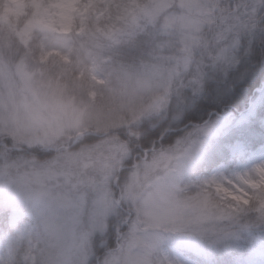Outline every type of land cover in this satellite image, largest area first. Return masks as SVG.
<instances>
[{
  "label": "rangeland",
  "instance_id": "rangeland-1",
  "mask_svg": "<svg viewBox=\"0 0 264 264\" xmlns=\"http://www.w3.org/2000/svg\"><path fill=\"white\" fill-rule=\"evenodd\" d=\"M261 2L94 0L90 16L81 7L74 19L46 21L37 0H0V25L27 49L36 33L48 35L36 62L0 57V212L9 202L19 210L11 231L0 229V264H206L229 252V243L212 241L220 229L233 231L232 226L210 218L197 221L200 213L192 198L198 183L209 177H235L264 163V144L249 149L244 140L249 123H264V78L242 110L213 111L210 121L169 126L165 131L191 128L169 144L139 146L132 157L115 135L79 142L91 131L118 132L125 126L134 137L152 117L182 118L184 111L177 108L182 102L172 96L187 90L190 100L202 93L203 87L187 89L194 79L187 73L201 49L213 38L238 37L255 26ZM244 4L252 7L237 15L236 6ZM143 34L150 46L146 59L121 70L108 65L106 74L110 58L101 52L99 39L116 45ZM251 42V34H245L243 45ZM76 51L89 83L83 76L63 81L32 67L37 59L67 63ZM106 97L119 101L113 117L104 114ZM31 146L53 154L41 159L29 152ZM127 158L132 165L124 163ZM123 167L128 172L121 176ZM189 208L197 210L193 222L199 235L194 237L184 234L183 210ZM254 243L257 250L264 247L259 238Z\"/></svg>",
  "mask_w": 264,
  "mask_h": 264
},
{
  "label": "snow or ice",
  "instance_id": "snow-or-ice-1",
  "mask_svg": "<svg viewBox=\"0 0 264 264\" xmlns=\"http://www.w3.org/2000/svg\"><path fill=\"white\" fill-rule=\"evenodd\" d=\"M84 0H37V10L46 21L56 18L73 17L81 11ZM94 3L88 0L86 11ZM231 7V6H230ZM251 5H237L236 14ZM264 0L257 9L258 20L255 26L240 33L237 37L230 34L228 39L211 40L202 48L198 58L193 61L187 75L193 77L187 89L199 90L206 77L213 74V82L208 84L207 102L215 104L222 100L220 93L228 91V98L233 103L246 97L245 84L251 86V75L264 78ZM231 20L229 23L231 24ZM260 29L257 39L256 30ZM245 34H251L252 42L247 46L242 43ZM244 48L243 53L240 49ZM239 65V67H236ZM236 71L231 76L229 71ZM251 69L247 79L240 82L241 69ZM194 207L200 215L197 221L210 218L220 224L227 223L233 231L220 229L213 245L229 243L230 250L226 264H264V247L257 250L254 240L259 237L264 244V163L255 165L235 177L212 176L197 185V192L192 198ZM19 219V210L15 203L5 205L0 216V229L6 233Z\"/></svg>",
  "mask_w": 264,
  "mask_h": 264
},
{
  "label": "trees",
  "instance_id": "trees-1",
  "mask_svg": "<svg viewBox=\"0 0 264 264\" xmlns=\"http://www.w3.org/2000/svg\"><path fill=\"white\" fill-rule=\"evenodd\" d=\"M244 1V0H243ZM248 3V0H247ZM232 8V7H231ZM232 11V9H231ZM261 15H264V13H261ZM94 25V24H92ZM90 25V26H92ZM41 33V32H38ZM36 33L31 40V43L29 45V49L25 47V45L22 44V42L19 40V38L12 32L10 31L7 27L0 25V57L3 59H6L10 62H15L16 60L19 59H25L28 62L31 60L36 62V58L38 57V53L40 51V42L44 39H47L48 37L47 34L41 33L42 35H38ZM15 37L16 40L23 46V52L19 55V58L13 59V57L16 55L15 52L9 50L7 53L5 52V41H8L9 49L11 47V40L12 38ZM147 34H143L138 36L133 42H128V43H121V44H116V45H109L107 42L103 41L102 39H99V43L101 45V52L106 54L108 53V57L110 58V61L108 64H106V74L108 73V65L112 67V70L115 69H122L127 66H131L132 63H140V61L145 60L146 56L148 54L149 47L146 44V38ZM145 41V42H142ZM142 42V43H140ZM82 56L79 51H76L75 54H73L69 61L67 63H63L62 60L60 59H49L47 61H42L37 59V65H35V62H33L32 67L35 69L41 71V72H46L50 75L53 73H56L60 75L61 80L65 81H71V80H76L77 75L78 76H83L82 79L84 82L89 83V80L87 79L88 76V71L80 70L81 67H85V65L78 63V58ZM35 65V66H34ZM132 67V66H131ZM239 67V66H238ZM64 68V71L61 69ZM111 70V69H109ZM111 70V71H112ZM236 71V68L231 72L230 76L232 73ZM251 69H241L240 71V77L242 78L244 82ZM111 74V73H109ZM263 78H258L257 75L253 74L251 75V86L249 87L248 84H245L244 87V92L247 93L246 97L242 98L239 103H233L231 99L228 98V91L225 90L220 93V96L222 97V100H217L215 104H209L207 102V93H208V84L213 82V76L209 80H204L203 82V91L201 94H199V97L193 98V96L190 100L186 98L185 92L187 90H184L181 92L180 97L177 98L175 95L172 96L173 100H177V102H182L180 107H177L178 110L184 111V116L178 120L172 121L170 116H168L167 119L164 120H158L157 117L154 118L152 117L151 120L145 121L143 124H140L139 127V135H134V137L131 134H127L124 129L125 126H120L118 127L120 131L112 133L111 135H115L119 140L123 141L122 144H125L128 146V149L131 152V157L135 154V152H138L141 150L139 146L142 147H150L153 143L156 142V144L161 143H171L176 136H179L180 133H184L187 130L191 128L190 125L185 127L184 129L181 130H168L165 131V129L169 126L173 127H178L186 122H202L204 121L209 113L211 111H219V112H224L228 109L233 110V111H238L241 109L243 106H245L247 102V98L249 95H251L253 88L256 87L262 80ZM116 80L115 73L113 74V80L110 83L111 87H113L116 83H114ZM186 100L189 102L188 105H186ZM119 107V101L118 99H113V98H107L105 100V104L102 106V108L105 109L107 112L104 113L105 115H109V117H113L114 112H116ZM209 119L208 121H210ZM184 121V122H183ZM94 130V129H93ZM244 140L246 143V147L249 149L255 148L261 144H264V123L260 121H253L249 123L245 129H244ZM118 134V135H117ZM163 135V138L161 141H157V139ZM99 136H97L94 133H88L86 134L79 142L81 143H87V142H93L98 139ZM7 142L11 143V140L9 137L5 138ZM119 143H121L119 141ZM78 144V145H79ZM121 145V144H120ZM36 154L37 157L46 158L49 157L53 154L52 150H42L38 146H31L30 151ZM132 158H127L125 160V164H130L132 163ZM217 160L216 158L210 160L208 167L210 168L213 163H215ZM128 172L127 168L121 169L120 173L121 176L126 175ZM5 210H2L0 212V216L3 215V212ZM126 227V226H125ZM259 238V237H256ZM228 254L229 252H222L220 254L221 256H215L214 262L211 263L209 261H205L206 264H226V261L228 259ZM192 255V254H191ZM198 258V257H197Z\"/></svg>",
  "mask_w": 264,
  "mask_h": 264
},
{
  "label": "clouds",
  "instance_id": "clouds-1",
  "mask_svg": "<svg viewBox=\"0 0 264 264\" xmlns=\"http://www.w3.org/2000/svg\"><path fill=\"white\" fill-rule=\"evenodd\" d=\"M93 6H97V5H92L91 7H89V11H88V15H91V8ZM81 7H88V0H84V3L81 5ZM99 8H103L104 5L100 4L98 5ZM33 11L32 8H29V13L31 14V12ZM27 19V17L25 18ZM21 27H23V22L21 23ZM38 35H42L41 33H38ZM73 38L75 40H80L82 39V37H78V36H73ZM9 50L13 51L16 53V55L13 57V59H17L19 58V55L23 52V46L16 40L15 37L12 38L11 40V47L9 49V45H8V41H5V52L7 53ZM196 209L193 208H189V209H185L183 210V215H184V221L185 224L187 225V228L185 229V235L187 236H198V232L196 231L197 225L193 222L194 216L196 214ZM45 264H59V261L56 260H51V261H46Z\"/></svg>",
  "mask_w": 264,
  "mask_h": 264
},
{
  "label": "bare ground",
  "instance_id": "bare-ground-1",
  "mask_svg": "<svg viewBox=\"0 0 264 264\" xmlns=\"http://www.w3.org/2000/svg\"><path fill=\"white\" fill-rule=\"evenodd\" d=\"M252 104H253V102L251 101V102L249 103L250 107L252 106ZM249 105H248V106H249ZM248 110H249V109L247 108L246 111H248ZM243 112H244V111H242V113H243Z\"/></svg>",
  "mask_w": 264,
  "mask_h": 264
}]
</instances>
